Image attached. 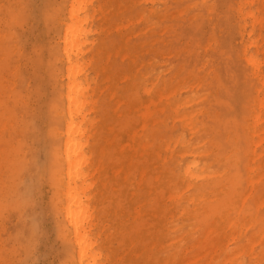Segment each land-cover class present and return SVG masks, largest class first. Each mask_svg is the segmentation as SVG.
<instances>
[{"label":"rangeland","instance_id":"1","mask_svg":"<svg viewBox=\"0 0 264 264\" xmlns=\"http://www.w3.org/2000/svg\"><path fill=\"white\" fill-rule=\"evenodd\" d=\"M150 1L94 0L113 15L107 26L97 14L90 36L105 42L89 69L107 170L95 202L98 247L109 264H163L168 256L206 264L218 239L216 264H264V143L251 130L264 94L247 60L258 54L264 63L263 48L250 44L264 46V28L246 16L264 0ZM69 10L70 0H0V264H78L54 177ZM144 81L175 90L179 106L178 115L166 100L152 106L145 132ZM135 131L147 150L134 155L112 142ZM188 166L202 178L184 177Z\"/></svg>","mask_w":264,"mask_h":264},{"label":"bare ground","instance_id":"2","mask_svg":"<svg viewBox=\"0 0 264 264\" xmlns=\"http://www.w3.org/2000/svg\"><path fill=\"white\" fill-rule=\"evenodd\" d=\"M110 8L106 3L95 6L94 0H70L69 19L65 25L61 45H59V56L61 62L66 66L67 83L63 85L60 92L61 108H57L59 114L64 117V129L62 132L56 133L60 140L54 146V159L59 168L54 177L57 195L60 199L58 205H60V211L64 217L65 231H71L68 237L73 239L75 247L73 254L77 258L78 264H109V261L104 258L102 247H98L100 234L95 235L93 233L99 225L97 220L99 219L98 214H100L98 212L99 207L95 202H99L103 195L107 170L104 152L99 141L101 121L97 120L96 117H91V114H97L99 111V95L97 88L92 87V82H95V79L90 78L89 69L102 57V49L105 46V42H100V39L90 40V36L94 32L95 19L97 14H100L105 24L109 26L113 16L110 15ZM263 11L264 5L257 11L247 12L246 16L252 20L254 27L259 25L264 28V17L261 16ZM145 17L143 15L142 19L144 20ZM100 28H96V30L102 31ZM249 36L252 37V32ZM250 44L254 45L258 52L260 48H263L264 51V46L260 47L258 40H253ZM88 53L93 54L94 57L88 58ZM247 60L252 67L253 75L260 82L261 89H258V92L260 95L262 92L264 94V63L259 59L258 54L248 57ZM143 78L145 81L147 80L145 76ZM145 81L144 85L139 88L146 95L145 100L139 102L140 105L146 107L145 112L141 114L144 119L142 125L144 132L152 116V106L157 109L163 100L167 101V106L175 107V115L179 114L177 101H172L176 98L175 90L166 94L168 88L165 84L159 88L158 82L150 83L148 86ZM129 83L132 86L134 82L130 81ZM112 88L110 97L114 100L118 99L116 102L121 104L116 87ZM135 96L139 97L137 94ZM257 102L260 106V113L256 114L251 130H253V134H258L259 144H263L264 128L261 125H264V119H262L264 117V96L262 98L259 96ZM139 110L141 111V107ZM117 111H119V107ZM184 119L188 125H193L192 116L187 114ZM113 130L114 127H111L112 132ZM116 134L118 132L114 135ZM118 135L122 137L121 141L117 142L118 138L115 137L112 142L115 146L120 147L123 152L126 150L133 151L136 155L139 150L145 151L149 148L148 140H143L137 131L123 132ZM193 169V166H188L184 172V177L190 180L202 178V175L195 173ZM162 172L159 171L161 177ZM96 175L99 177L93 181ZM188 187H191V184H188ZM201 198V195H195L190 201L198 203L201 202ZM172 199L174 200V198ZM214 210L216 211V209ZM199 213H204V210ZM167 237L164 230L161 245L164 244ZM168 240L170 242L175 241L174 239ZM207 249L208 251L215 250L212 251L210 257L207 254L204 256L205 259L207 258L206 264H216L219 259V240H212ZM238 251L237 248L233 250L235 253L232 255L230 253L229 259L231 261L238 257ZM175 258L168 256L164 259L163 264H172Z\"/></svg>","mask_w":264,"mask_h":264}]
</instances>
